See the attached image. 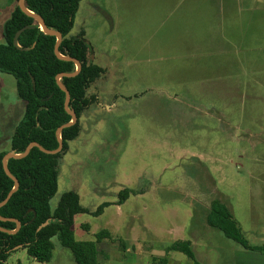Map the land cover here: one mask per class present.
<instances>
[{"label": "rangeland", "instance_id": "374dc122", "mask_svg": "<svg viewBox=\"0 0 264 264\" xmlns=\"http://www.w3.org/2000/svg\"><path fill=\"white\" fill-rule=\"evenodd\" d=\"M16 5L0 0V44ZM81 32L104 74L87 91L96 100L59 159L50 202L78 195L88 213L74 217V240L107 231L100 249L125 261L113 264H149L148 253L163 256L178 241L204 264H264L206 224L218 201L249 245H264L255 238L264 212L250 208L260 202L250 195L264 193V0H82L69 37ZM23 112L15 80L0 73V153ZM52 242L49 263L18 249L6 264H75ZM131 244L143 255L133 259ZM168 259L189 264L180 253Z\"/></svg>", "mask_w": 264, "mask_h": 264}, {"label": "trees", "instance_id": "16d2710c", "mask_svg": "<svg viewBox=\"0 0 264 264\" xmlns=\"http://www.w3.org/2000/svg\"><path fill=\"white\" fill-rule=\"evenodd\" d=\"M81 1L25 0V9L39 16L47 29L62 36L58 53L63 58L54 52L57 39L43 33L40 25L17 5L3 25L0 73L13 77L16 94L24 103L23 116L13 131L8 152L22 155L31 144L55 151L59 146L56 132L71 122L69 112L75 114L77 120L60 132L63 145L60 153L47 155L32 147L27 156L7 161V169L19 186L0 208V218L16 220L20 228L14 234L0 232V264H6L9 256L18 249L26 250L27 255L38 263H49L54 249L53 239L70 251L75 264H99L100 256L106 258L100 245L112 239L107 231H101L94 242L74 240V217L88 213L81 207L76 193L66 192L54 209L50 206L58 188L59 159L67 151L68 143L78 138L80 118L96 100L87 97L88 89L104 74V70L89 59L90 48L84 33L69 37ZM26 26L29 29L19 36L18 47L14 46L16 32ZM72 60L80 64L78 73ZM61 75H73L59 78L69 95V112L65 109L67 94L57 83ZM8 152L0 153V203L14 189V182L6 176L2 166V159ZM130 194L131 191L122 190L118 204L121 205ZM107 206H100L95 215L101 214ZM207 224L243 249L264 254V246L253 247L247 243L231 212L222 203H211ZM0 228L12 232L16 230V224L0 220ZM171 252L183 254L192 264H203L196 259L189 241L171 244L165 248L164 257L153 258L150 264H169L167 255Z\"/></svg>", "mask_w": 264, "mask_h": 264}, {"label": "water", "instance_id": "95a60500", "mask_svg": "<svg viewBox=\"0 0 264 264\" xmlns=\"http://www.w3.org/2000/svg\"><path fill=\"white\" fill-rule=\"evenodd\" d=\"M24 5H25V0H18V1H17V7H18L20 10H22L25 14H27V15L30 16V17H32V18H33V19H34V20L40 25V29H41V31H42L43 33H45L46 35L54 36V37L57 39V44H56V46H55V48H54V52H55V54H56L59 58H63V57H61V56L59 55V53H58V45H59L60 41L62 40V36H61L59 33H55V32H53V31L47 29L46 26L44 25L43 20H42L39 16H36V15H34L33 13L29 12L27 9H25ZM27 29H29L28 26H26V27H24V28H22V29H20L19 31L16 32V34H15V36H14V39H13V45H14V46L18 47V45H17L18 38H19V36H20L25 30H27ZM86 42H87V41H86ZM27 50H28V49H26V51H27ZM67 60H68V59H67ZM72 61L75 63V65H76V73H78L79 70H80V64H79L77 61H75V60H72ZM76 73H75V74H76ZM75 74H73V75H75ZM73 75H61V76H59V77L57 78V83H58V85H59L60 88H61V89L67 94L66 102H65V109H66L67 111H68L69 95H68L67 91H66V90L61 86V84L59 83V78L62 77V76L69 77V76H73ZM68 112H69V111H68ZM69 114H70V116H71V122H70L69 124H67V125L62 126V127L59 128V129L57 130V132H56V135H57V137H58V141H59V146H58V148H57L55 151H46V150L42 149L38 144H31V145H29V146L26 148L25 152H24L22 155H14L12 152H8V153L3 157V159H2L3 171H4V173L6 174V176L9 177V178L14 182V189H13L11 192H9L8 195L6 196L5 200H4L2 203H0V208L3 207V206L9 201V199H10L11 196H12V194L17 190V188H18V186H19V184H18V182L16 181V179H15L13 176H11V174L9 173V171H8V169H7V161H8L9 159H17V158H22V157L27 156L28 153H29V151H30V149H31L32 147H37L41 152H43V153H45V154H47V155H56V154L60 153L61 150H62V148H63V145H62V142H61V138H60V132H61L64 128H67V127L71 126L72 124H74V123L76 122V120H77L75 114L70 113V112H69ZM0 220H2V221H9V222H13V223L16 224V230H15V231L10 232V231H6V230L0 228V232H2V233H6V234H14V233H15L16 231H18L19 228H20V223H19L18 221H16V220H13V219H10V220H3V219H1V218H0ZM45 225H46V224H44V226H45ZM16 249H17V248H16Z\"/></svg>", "mask_w": 264, "mask_h": 264}, {"label": "crops", "instance_id": "0c3cea01", "mask_svg": "<svg viewBox=\"0 0 264 264\" xmlns=\"http://www.w3.org/2000/svg\"><path fill=\"white\" fill-rule=\"evenodd\" d=\"M13 11V10H12ZM1 37H2V31H1ZM19 123V122H18ZM17 123V124H18ZM260 200V202L258 203L257 202V204H255V203H253V202H250V208H251V210H252V214H253V210H255V206H257L258 208H259V210H260V212H264V193H259V194H256V195H250V200ZM232 214V213H231ZM233 216V215H232ZM253 216V215H252ZM254 218V217H253ZM257 223L259 224V231H258V233H256V235H255V238L257 237V238H259V241L260 242H264V215H260V217H259V220L257 221ZM206 224H207V216H206ZM208 225V224H207ZM209 226V225H208ZM192 245V244H191ZM126 246H127V244L125 243V246H122V248H124L125 250L124 251H126V252H128L129 250H127L126 249ZM251 246H253V247H259V246H264V245H251ZM130 247H134V254H132V258L133 259H136V258H138V257H140V256H142L143 255V253L141 252V247H136L135 248V245L134 244H131L130 245ZM192 247H193V245H192ZM167 248V247H166ZM149 249V248H148ZM193 249V248H192ZM146 251H148V250H146ZM249 251V250H248ZM165 252V251H164ZM250 252H253V251H250ZM148 253V252H147ZM172 253V252H171ZM173 253H177V252H173ZM254 253H258V252H254ZM105 254V256H106V259H108L107 258V256L109 257V254L107 253L106 254V252L104 253ZM127 254V253H126ZM125 254V255H126ZM146 254V253H145ZM170 254V253H169ZM169 254L167 255V258L169 257ZM181 254V253H180ZM261 254V253H260ZM151 259H150V263H151V260L153 259V258H161V257H164L165 256V253H164V255L163 256H160V257H156V256H154V255H152V253L150 252V253H148L147 254ZM196 257V256H195ZM124 257L123 256H118L117 257V259H108L109 261H108V263L109 264H113V262H119V263H124L125 261H124V259H123ZM196 259L199 261V262H203L201 259H199L198 257H196ZM169 260V259H168ZM189 260V259H188ZM231 260V256H230V258H229V261ZM232 260H233V258H232ZM234 260H235V257H234ZM149 263V264H150ZM132 264H134V263H132ZM169 264H182V262L179 260V259H173V260H170L169 261ZM189 264H192L191 263V261L189 260ZM204 264V263H203Z\"/></svg>", "mask_w": 264, "mask_h": 264}]
</instances>
